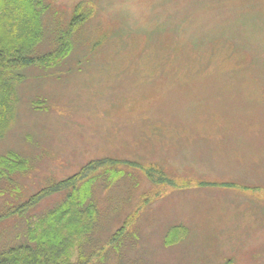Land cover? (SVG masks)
Here are the masks:
<instances>
[{"label":"rangeland","instance_id":"1","mask_svg":"<svg viewBox=\"0 0 264 264\" xmlns=\"http://www.w3.org/2000/svg\"><path fill=\"white\" fill-rule=\"evenodd\" d=\"M43 4L36 50H70L13 80L0 216L106 159L76 181L95 215L73 261L264 264V0ZM70 192L3 217L0 252Z\"/></svg>","mask_w":264,"mask_h":264},{"label":"trees","instance_id":"2","mask_svg":"<svg viewBox=\"0 0 264 264\" xmlns=\"http://www.w3.org/2000/svg\"><path fill=\"white\" fill-rule=\"evenodd\" d=\"M43 10V0H0V137L11 114L13 80L22 77L21 70L37 64L48 68L56 57L70 50L64 43L55 54L36 50L43 35ZM19 162L15 155L0 157V168L10 174ZM103 162L108 160L90 162L78 174L45 187L21 207L9 211L6 215H21L42 196L60 190L72 191L66 201L29 227L25 243L0 252V264H87L89 259L84 256L74 261L72 258L91 232L94 206L90 203L82 208L89 196L80 194L76 181L87 178ZM6 215L0 216V220Z\"/></svg>","mask_w":264,"mask_h":264}]
</instances>
